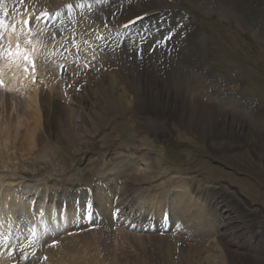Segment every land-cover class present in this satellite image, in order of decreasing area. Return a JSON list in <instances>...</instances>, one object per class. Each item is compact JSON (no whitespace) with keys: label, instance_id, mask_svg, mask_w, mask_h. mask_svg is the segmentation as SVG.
<instances>
[{"label":"bare ground","instance_id":"1","mask_svg":"<svg viewBox=\"0 0 264 264\" xmlns=\"http://www.w3.org/2000/svg\"><path fill=\"white\" fill-rule=\"evenodd\" d=\"M199 1L212 12L221 11L235 18L264 40V0ZM40 7H48L52 17L46 26L32 22L30 36L37 67L36 82L32 83L33 77H16L17 70L9 63H2L0 57V76L5 87L24 98L15 106L13 101L20 97L10 94L4 100L0 98V161L3 151L10 150V145L19 140L27 143L31 150L36 149L40 162L51 166L58 160L57 154L65 152L64 145L77 147V137L78 142L80 137L83 138L82 148L88 143L97 147L100 142L114 137L112 131L130 128L134 121L125 118L131 110L147 114L144 122H138L134 128L146 132L156 142L173 137L208 140L210 148L218 149L230 146L227 139L232 137L251 140L264 147V132L255 127V119L245 109L248 105L240 100L230 101L217 89L204 93L192 91L183 80L209 76V68H205L199 59L205 38L203 32L176 6L166 0H0V35L6 33L8 38L13 34L12 30L3 28L5 22L19 24L23 16L32 11L36 13ZM144 13L147 16L140 22L121 28L128 19ZM100 33L104 37L99 41ZM167 36L170 39L163 43ZM73 41L79 46L72 47ZM132 41L141 48L139 52ZM76 50L81 60L90 65V70L66 54L67 51L75 54ZM97 67H106V71H97ZM11 72L15 76L9 78ZM95 77L99 80L96 81ZM177 82L183 87H178ZM69 83L74 89L68 88ZM80 86L81 92L78 93L75 89ZM59 87L66 96L60 93ZM76 114L81 119L79 124L75 123ZM108 119H112V123ZM170 123H173L172 127ZM108 124L113 126L106 133L103 129ZM83 130L85 135L80 136ZM137 140L136 160L129 162V168L125 164L115 166L113 177L121 183L122 196L127 191L140 196L136 186L162 168L163 159L149 150L152 146L149 139L139 135ZM52 142H57L56 147ZM43 171L34 177L28 175L29 179H22V176L7 179L0 174V243L8 246L0 249V264H175L179 259L174 257L178 244L184 247L182 252L187 258L186 262L181 261L182 264H264L262 255L251 254L246 249L249 236L254 244L264 239L261 218L249 210L241 211L252 223V231H248L246 237L239 235L236 242L239 249H230L234 242L225 233L218 239L221 262L216 252L209 248L211 246L207 247L212 232L210 222L224 229L227 224L221 220L233 214L236 203L228 209L215 210L219 201H223L222 197L212 192L213 196L208 198L211 191L201 187L199 182L184 177L174 179L168 175L163 181L165 184L158 187L148 204L154 211V219L146 223L147 231H164L163 223L169 219L168 214L184 219L187 226L191 224L187 228L190 232H179L182 228L174 225L171 233L138 236L127 229H118L109 202L111 184L107 183L106 188L101 185V194L104 190L108 193L97 196L95 187L98 182L87 177L86 183L82 182L86 190L79 188L68 192L75 199L67 203L69 208L67 204L65 208L57 206L58 199L56 208L46 211L31 208V199H25V196L31 189L37 193L39 185L30 187L25 182L41 180L48 189L51 186L47 183L53 180H47ZM120 173L125 176L120 178ZM19 182H24V188L29 190L19 193L14 189ZM91 190L95 196L89 195ZM203 190L207 198L201 193ZM50 199L53 204L54 194ZM213 200H216L215 204ZM87 201L92 205L90 224L95 225L93 231L83 227L87 225L83 219ZM126 204L131 210L130 201ZM59 216L67 220L59 225L60 232L44 235L43 230H53V222ZM33 228L37 240L33 239ZM253 235L257 236L253 238ZM192 257L196 261H192Z\"/></svg>","mask_w":264,"mask_h":264},{"label":"rangeland","instance_id":"2","mask_svg":"<svg viewBox=\"0 0 264 264\" xmlns=\"http://www.w3.org/2000/svg\"><path fill=\"white\" fill-rule=\"evenodd\" d=\"M174 4L178 9L185 11L192 17L198 24L199 30L203 32L205 38L203 51L200 52L199 59L201 58L205 64V68H209V76L202 75L200 76L202 79L200 77H196L193 81L182 79L192 91H202L204 93L211 89H217L216 91H222V94L227 95L230 101H242L245 105H248L245 109L248 111L249 116L252 114L255 119V127L261 133L264 132L263 38L235 18L226 16L221 11H210L209 8L205 7V3L199 0H174ZM137 46L135 45V47ZM95 80L98 81L99 79L95 77ZM176 84L178 87H183L180 82ZM92 86L93 84H91ZM58 90L66 96L62 88L59 87ZM2 93L0 98L4 100L5 96L9 94L6 91ZM11 96L14 97L15 95L12 93ZM23 99V97L15 99L16 101L12 99L14 100L13 106L17 105L16 102L18 101L22 103ZM86 103L91 104V101L86 100ZM77 114L75 115V123L79 124L81 119ZM146 117L147 114L145 113L141 115L131 110L125 120L129 121V118L132 119V122H135H133L134 125L128 129L112 131L114 137L102 143L98 142L99 145L97 147L88 143L86 147L82 148L81 143L83 142V138L80 137L78 142L77 137V147H71V144L64 145L65 152L57 154L58 160L51 166H47L38 160L36 149L31 150V147L27 143L17 140L14 144L10 145V150L6 149L3 151L2 161H0V174L7 179L18 178L20 176H22V179L24 177L29 179L31 177L28 175L34 177L40 170L44 169V177L47 180H53V182L49 183L54 189L51 193H59L61 195H65V193L68 195V192L71 190L75 192L77 189L82 188L84 185L81 183H86V177L90 181L93 179V182H98L95 187V195L97 196L99 194L103 196L105 193H108L107 190H104V194H101V185L103 188H106L107 183L111 184L113 188L108 195L113 218H115L116 212L120 211L117 219H114L118 223V229H127L138 236H147L149 234L148 232L139 230H133L132 232L130 229L131 227H136L137 223L135 221L138 219L144 224L154 219V211L150 210L148 204L151 201V197L158 192V187L165 184L163 181L165 182L168 179V175L174 179H178V177L189 178L191 182H199L201 187H205L211 191L207 195L208 198L213 196L212 192L214 195L222 197L223 201H219V204L215 206V210L228 209L236 203L233 207V214L227 215L221 220L227 224L224 229H221L220 225L214 226L210 222L212 224V232L209 235L207 247L211 246L209 248H212V251L216 252L215 255L218 257L219 262H221V249L218 244L220 236H224L223 233H225L227 238L234 242L231 244L230 249L231 247L239 249V245L236 243L240 237L239 235L246 237L249 234L248 231H252V223L242 214L244 209L260 217L264 229L263 145L259 146L251 140H238L232 137L227 139V142L231 144L230 146L218 149L217 147L210 148L208 140H187L173 137L163 142H156L150 139L146 132L134 128L138 122H144ZM108 122L112 123V119H108ZM110 126H113V124H108V127L103 129L104 132L108 133L111 131ZM170 126L172 127L173 123H170ZM81 132L80 136H84V130ZM139 135H145L152 144L149 150L161 156L163 159L162 168L160 171L155 172L152 178L145 179L136 186L139 187L137 191L140 193V196L136 195L135 192L129 194V191L122 196L121 183L113 177L116 171L115 166L125 164L129 168V162L136 160L135 152L139 151V147H137ZM52 145L56 147L57 142H52ZM89 162L95 163L93 165ZM119 176L123 178L125 174L120 173ZM30 180L33 181V179ZM101 182L103 183L101 184ZM4 183L8 184V182ZM50 190H48V193ZM83 193L85 194V191ZM201 193H204V197H206V191L203 190ZM79 195L80 193L77 194V196ZM126 196L128 200L124 201ZM70 200H75L71 194ZM113 201H118V203L114 206ZM122 201L124 203H121ZM128 201L133 206L131 210L127 207L126 203ZM66 202V200L63 201V203ZM213 202L215 204L216 200H213ZM67 208H69V205ZM177 210L181 212L180 209ZM171 213L172 211H170ZM149 214L152 215V218L148 217ZM122 216H124V220ZM170 216L171 224L168 227L164 226V232L172 229L174 225L182 226L185 224L183 223L184 219L180 220L179 217ZM131 217L133 220L130 219ZM129 219L132 221L130 222ZM188 226H191V224ZM256 236L253 235V238ZM252 241L254 240L249 236L246 249L251 254L257 255L259 253V255H262V259H264V239L262 240L261 238L257 244L252 243ZM178 245L175 248L178 257L176 255L174 257L179 259L176 260L177 262L175 261V264H182L181 261L186 262L187 258L185 257V253L183 255L182 252L184 247ZM191 260L196 261L193 257ZM239 264H245V262Z\"/></svg>","mask_w":264,"mask_h":264},{"label":"snow or ice","instance_id":"3","mask_svg":"<svg viewBox=\"0 0 264 264\" xmlns=\"http://www.w3.org/2000/svg\"><path fill=\"white\" fill-rule=\"evenodd\" d=\"M50 16V14L49 13H47V12H44V13H41V15L40 16H38V17H36V19L37 20H40L41 18H48ZM31 17H29L28 19H26V20H24L23 21V23H24V25L25 26H27V27H31ZM24 60L26 61V62H30L31 63V66H32V70L34 71L35 70V61L34 60H32L31 59V57H29L28 55H25L24 57ZM29 69L26 67L25 68V71H28ZM0 83H2V82H0ZM56 242L54 241L53 242V244H55Z\"/></svg>","mask_w":264,"mask_h":264}]
</instances>
